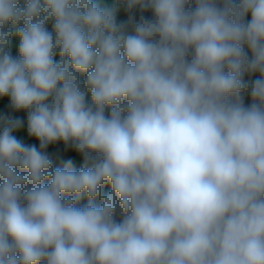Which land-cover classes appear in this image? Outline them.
Here are the masks:
<instances>
[{
    "label": "clouds",
    "instance_id": "1",
    "mask_svg": "<svg viewBox=\"0 0 264 264\" xmlns=\"http://www.w3.org/2000/svg\"><path fill=\"white\" fill-rule=\"evenodd\" d=\"M4 100L0 264H264V0H0Z\"/></svg>",
    "mask_w": 264,
    "mask_h": 264
},
{
    "label": "trees",
    "instance_id": "2",
    "mask_svg": "<svg viewBox=\"0 0 264 264\" xmlns=\"http://www.w3.org/2000/svg\"><path fill=\"white\" fill-rule=\"evenodd\" d=\"M102 1H104V0H101V2ZM111 3H112V0H109V2L107 4L110 5ZM145 15L150 16L151 13H145ZM126 19H127V13H126V11L123 8H121L120 12L118 13V20L119 21H124ZM48 27H49V30L51 31L52 30L51 29V24H49ZM18 43H19V38L17 36H13V38H12V53H13L14 56L18 55ZM249 55H251L250 51H249ZM56 59L59 60V55L58 54L56 56ZM256 78H259V73L245 76V79L247 81H251V80H254ZM83 79H84L83 76H81V81L82 82H83ZM89 99H90V94H89ZM4 101H5L6 105H7V103H8L7 100H4ZM245 103L246 104H250L251 103L250 94L245 96ZM6 105L4 104L3 101H0V111H7ZM17 115L26 116V114H24V113H17ZM19 135L27 143H38L37 141L34 140V138L33 139H29L27 137L26 131L20 133ZM49 151L51 153H53V154H58V156L60 158H62V159H69V158L73 159L74 163H75V166L77 168H79L82 165L83 158L78 153H76L74 150H71V149L65 150L64 146L62 144L56 145V146H50ZM58 165H59V159L55 158V155H54V166H58ZM110 191H111V186L108 185V184L104 185L103 192L105 194H107ZM79 203L81 205L86 204L87 203V197H84Z\"/></svg>",
    "mask_w": 264,
    "mask_h": 264
},
{
    "label": "rangeland",
    "instance_id": "3",
    "mask_svg": "<svg viewBox=\"0 0 264 264\" xmlns=\"http://www.w3.org/2000/svg\"><path fill=\"white\" fill-rule=\"evenodd\" d=\"M109 2V0H104V1H102V3H104V4H107ZM249 19H250V15H249V17H248ZM247 50V49H246ZM4 102V104L6 105V103H5V101H3ZM2 106V105H1Z\"/></svg>",
    "mask_w": 264,
    "mask_h": 264
}]
</instances>
